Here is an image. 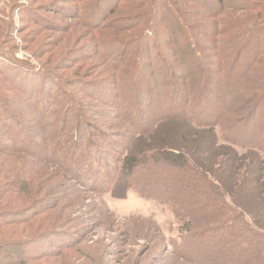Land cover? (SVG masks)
Returning a JSON list of instances; mask_svg holds the SVG:
<instances>
[{
    "label": "trees",
    "instance_id": "obj_1",
    "mask_svg": "<svg viewBox=\"0 0 264 264\" xmlns=\"http://www.w3.org/2000/svg\"><path fill=\"white\" fill-rule=\"evenodd\" d=\"M80 1L86 10L78 8L76 17L95 32L96 40L83 50L93 51L97 46L108 65L120 72L112 78L113 82L126 85L130 81V87L122 93L125 99L111 102L115 111H121L118 114L128 127L129 131L121 134L125 141H117L104 129L98 131L106 142H114L122 151L115 162L102 165L110 174L105 180L114 187L110 190L117 192L122 187L120 179H124L126 189L137 188L129 178L143 174L149 183L138 182L139 189L148 192L149 198L168 203L183 219L180 242L170 253L200 261L199 257L208 258L207 253L212 251L217 259H225L221 264H264V0ZM23 9L36 22L45 26L49 23L31 7ZM101 30H107V36ZM176 39L180 41L176 43ZM113 47L121 52L116 55ZM1 54L6 55L0 48ZM6 56L15 69L0 68L29 97L40 124L34 127L18 118L5 108L0 94V153L18 158L32 154L36 160L62 165L64 159L52 156L49 150L51 145L63 143L65 130H50L49 125L63 121L58 117L50 122L52 104L45 90L54 86L53 78L57 82L54 89L65 86L66 77L56 70L20 65L15 56ZM26 71L29 74H23ZM181 72L190 76H182ZM86 90L98 96L93 89ZM64 94L79 105L66 90ZM72 114L75 119L80 116L77 111ZM177 123H182L181 143L190 152L170 146L165 125ZM193 136L211 139L213 150L220 151L221 157L213 160L214 151L205 153L209 162L208 166L203 164L207 161L203 162L195 147L191 148ZM76 138L70 145L76 154L69 159L70 167H75L72 173L77 178L88 172L96 177L93 171L102 160L103 147L90 136L85 145ZM13 143L19 148L10 150ZM95 152L99 156H94ZM234 160L244 162L239 181L235 178L240 176H233L237 169L232 170ZM252 177L254 186L243 192L241 183ZM11 178L12 186L18 190L29 182L22 172H15ZM184 194L188 196L186 201L181 199ZM4 206L0 205V224L3 219H19L15 212L5 211ZM63 238H67L65 234L54 231L47 238L31 239L23 258L16 252L3 253L7 245L2 242L0 264L33 261L50 240L58 244ZM208 264H212L211 260Z\"/></svg>",
    "mask_w": 264,
    "mask_h": 264
},
{
    "label": "rangeland",
    "instance_id": "obj_2",
    "mask_svg": "<svg viewBox=\"0 0 264 264\" xmlns=\"http://www.w3.org/2000/svg\"><path fill=\"white\" fill-rule=\"evenodd\" d=\"M82 2L0 0L1 50L6 55L15 56L20 65L36 70L46 68L50 72L56 70L67 79L65 86L54 89L57 82L53 78L54 86L49 85L45 90L52 104L50 111L53 115H49L50 122L58 117L63 121L59 125L50 124L49 129L65 130L63 143L59 144L60 146L51 145L49 151H52V156L63 158L64 163L60 166L51 162L45 163L33 158L31 153L23 154L20 158L0 153V205L5 204V211L15 212L19 217L11 219L10 222L4 219L1 221L3 226L0 229V243L7 245L3 253L13 255L16 252L19 258H23L28 254L26 246L32 242L31 239L47 238L55 231L65 234L67 238H63L58 244L50 240L44 245L45 249L41 251H44L43 253L37 252L38 257L25 264H208L210 260L212 264H221L225 259H217L212 251L207 253L208 258L198 256L200 261L170 253L175 244L180 242L183 219L168 203L149 198L148 192L139 189L138 182L149 183L142 173L129 178L137 188L126 189L127 184H122L124 179L121 180L117 176L122 187L115 192L110 190L114 187H109L105 181L110 174L105 171L106 166L102 165L109 161L115 162L116 158L121 157L122 151H118V145L116 144V148L114 142H106L98 131L104 129L106 133L114 135L117 141H125L121 134L128 132V127L118 114L121 111H115L111 102H121L125 99L122 93L130 87V81H127L129 83L126 85L113 82L112 78L119 76L120 72L114 71L108 65L97 46L93 51L83 50L89 42L96 43V40L95 32L87 29L76 17L78 8L86 10ZM24 6L26 9L31 7L40 18L47 20L49 23L44 22L47 26L33 20L30 14L23 13ZM72 10L74 12L70 14ZM179 41L180 39H176V43ZM113 50L116 55L121 52L114 47ZM6 55H0V64L3 63L0 67L12 65L7 61ZM68 58L71 61H68ZM14 66L10 68L15 69ZM23 74L29 73L26 71ZM180 75L190 76V73L181 72ZM39 78L41 82L43 78ZM87 88L93 89L98 96L90 95ZM64 89L79 101V105H74L72 98L64 94ZM0 92L5 99V108H10L28 125L38 127L40 116L31 107L33 104L29 97L9 81L1 68ZM117 95H120L119 99ZM102 96H105L104 100H101ZM76 111L81 116L78 115L77 119L72 114ZM165 126L170 134V146L189 151L190 149L181 143L179 127L182 123ZM257 131L259 130L256 129ZM75 136L76 140L84 145L89 142L90 136V139H94L103 147L102 160L98 161L93 171L96 177L88 172L79 174L77 178L72 173L75 167H70L69 159L74 158L76 154L70 145ZM192 138L191 148L195 147V151L199 153L197 156L206 162L205 153L214 151L213 141L200 136ZM10 145V150L19 148L18 144ZM88 153L91 152L88 150L86 154ZM213 154V160L221 157L220 151L212 152L211 156ZM225 154L231 159L229 152ZM95 155L97 157L99 153L95 152ZM187 156L189 157L188 154ZM208 162L209 160L203 164L208 166ZM243 165L244 162L234 160L232 170L237 168L235 175L233 171L234 177L241 175ZM15 172L28 176L29 182L24 183V189L18 190L12 186L14 179L11 176ZM240 178L241 176L235 180L239 181ZM254 181L253 177L245 179L241 183L243 192L251 190ZM187 197V194H184L181 199L186 201ZM190 246L191 249L198 250L195 245ZM252 252L247 251V254H256ZM228 257L233 259L232 255Z\"/></svg>",
    "mask_w": 264,
    "mask_h": 264
}]
</instances>
